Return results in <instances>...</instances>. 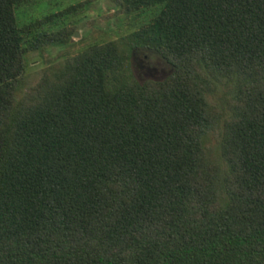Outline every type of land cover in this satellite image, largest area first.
<instances>
[{"label": "trees", "instance_id": "1", "mask_svg": "<svg viewBox=\"0 0 264 264\" xmlns=\"http://www.w3.org/2000/svg\"><path fill=\"white\" fill-rule=\"evenodd\" d=\"M31 1L0 0V264H264V0H117L150 18L14 109L26 53L57 37L56 13L19 23ZM140 47L167 75L137 79ZM206 71L243 86L222 181Z\"/></svg>", "mask_w": 264, "mask_h": 264}, {"label": "rangeland", "instance_id": "2", "mask_svg": "<svg viewBox=\"0 0 264 264\" xmlns=\"http://www.w3.org/2000/svg\"><path fill=\"white\" fill-rule=\"evenodd\" d=\"M151 12L147 8L127 11L117 0H32L17 8L19 23L56 13L42 25V29L54 31L57 37L51 42L45 40L26 53L25 70L16 81L13 91L14 109H20L42 96L67 61L81 49L137 29L150 18ZM46 38L49 39L48 36ZM130 59L133 72L140 81L163 78L171 69V64L153 49L136 48ZM240 81L238 77L224 72L203 73V86L206 99L211 105L214 124L204 134L202 145L208 167L216 171L221 181L229 165L227 134L230 132L234 107L243 87H239Z\"/></svg>", "mask_w": 264, "mask_h": 264}, {"label": "flooded vegetation", "instance_id": "3", "mask_svg": "<svg viewBox=\"0 0 264 264\" xmlns=\"http://www.w3.org/2000/svg\"><path fill=\"white\" fill-rule=\"evenodd\" d=\"M133 53H134V51H133ZM133 53H132V55H133ZM144 56L146 57V56H147V54H144Z\"/></svg>", "mask_w": 264, "mask_h": 264}]
</instances>
